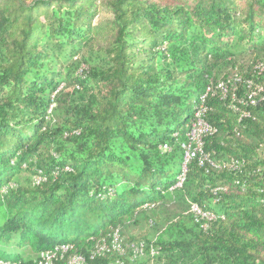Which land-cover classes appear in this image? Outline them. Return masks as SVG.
<instances>
[{
  "label": "trees",
  "instance_id": "trees-1",
  "mask_svg": "<svg viewBox=\"0 0 264 264\" xmlns=\"http://www.w3.org/2000/svg\"><path fill=\"white\" fill-rule=\"evenodd\" d=\"M263 48L264 0H0V258L130 264L114 233L144 223L138 264H264V69L202 63Z\"/></svg>",
  "mask_w": 264,
  "mask_h": 264
},
{
  "label": "rangeland",
  "instance_id": "rangeland-1",
  "mask_svg": "<svg viewBox=\"0 0 264 264\" xmlns=\"http://www.w3.org/2000/svg\"><path fill=\"white\" fill-rule=\"evenodd\" d=\"M49 38L46 37L45 41H48ZM51 51L53 50L52 45L50 44L47 46ZM202 63L207 64L208 67L213 68V77H216L219 81L218 82H224L225 78L228 79H234L238 74V69L243 68L244 70L250 68L251 66H256L259 65L264 69V48L263 49H258L256 51H253L252 53H244V54H237L235 58L232 59V61H224V60H218L215 61L213 60L210 56L203 58ZM223 84L221 83L220 86ZM82 93L84 92L83 90H80ZM81 97V96H80ZM183 148V147H182ZM200 148V145H199ZM214 162L217 165H231L232 161L224 156H216L214 155L212 157ZM214 209H218L217 204H213ZM191 212H192V206H191ZM194 213V212H192ZM195 214V213H194ZM196 216V215H195ZM197 221H201V219H198L196 217ZM114 237H118L119 241V247L121 246V253L125 256L126 259L130 261V264H138L137 259L140 260V256L136 258H132V255L136 250L139 249L140 245H145L143 240L147 239H153L154 241L157 238V233L154 230V228L150 224H144L142 223L140 226H129L128 228L124 229V236H122L118 231L114 233ZM133 236L136 239H139L138 242H129L127 239H131L130 237ZM121 241V243H120ZM144 247V246H143ZM125 249V250H124ZM23 256L29 258V257H34L30 253V251H25L22 254ZM161 257L160 259L157 257L154 259L152 262L148 264H167L166 263V258L173 257L179 264H201L202 262V257L198 255L197 253L191 251V250H186V249H176L170 252H165L160 254ZM146 264V263H145Z\"/></svg>",
  "mask_w": 264,
  "mask_h": 264
},
{
  "label": "bare ground",
  "instance_id": "bare-ground-1",
  "mask_svg": "<svg viewBox=\"0 0 264 264\" xmlns=\"http://www.w3.org/2000/svg\"><path fill=\"white\" fill-rule=\"evenodd\" d=\"M210 92H212V88L211 87L207 88V90L205 91V93L202 95V97H201V105H199V110H197L194 115H197V113H199L200 110H204L203 102L205 101L207 95ZM210 126L204 121V119L202 118V116H198V121H196V117L194 116V118H193V120L191 122V128H190V131L188 133V137H190L191 132H192V142H199L200 148L197 149V150H193V152H187V158H185V156H184V160H183V163H182V174L179 177V184L178 185L182 184L184 182V180H185L186 171H187V168H188L187 165L189 164V162L193 158H195L196 156H198L197 155L198 153H201L202 152V148H201L202 146L201 145H203V144L201 143V141H202L201 138H202V135H204L206 133H211L213 131V129ZM193 206L194 207H198V205H196V204L193 205ZM196 214L198 216L202 217V218H207V219H213L215 217L214 214H210V213L204 212L201 208H199V212H196ZM207 214H208V216H207ZM114 243H115V247H117V250H120L121 251L122 244L119 247V245H118L119 244L118 237L115 238ZM120 243H121V241H120ZM104 248L105 247L102 246L100 248V250L101 249L103 250ZM143 252H144L143 251V248H142V246H140L139 249L134 252V257H137L139 254H142ZM41 254H42L41 256H42V258L44 260V264H51L52 259L54 257V253L46 252V253H41ZM123 254H125V253H123ZM41 263H42V261H41ZM70 263L71 264H85V260L81 256H75V257H73L71 259ZM0 264H10V263H8V262L2 260V258H0ZM12 264H18V263L16 261L15 263H12ZM117 264H124V262L122 260H118L117 261Z\"/></svg>",
  "mask_w": 264,
  "mask_h": 264
},
{
  "label": "built area",
  "instance_id": "built-area-1",
  "mask_svg": "<svg viewBox=\"0 0 264 264\" xmlns=\"http://www.w3.org/2000/svg\"><path fill=\"white\" fill-rule=\"evenodd\" d=\"M249 98H252V97H249ZM202 113H203V110H200V112L197 113V115H194L196 117V121H198V116H202ZM182 147L185 148V155H184L185 158H187V152H193V150L199 149V142H192V132H191L190 137H188V140L182 144ZM192 212H199V208L193 206ZM157 253H158L157 249L153 245H151V254L156 255Z\"/></svg>",
  "mask_w": 264,
  "mask_h": 264
}]
</instances>
